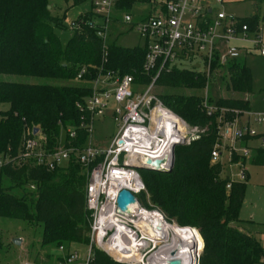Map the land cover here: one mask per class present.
Instances as JSON below:
<instances>
[{
  "label": "trees",
  "instance_id": "obj_1",
  "mask_svg": "<svg viewBox=\"0 0 264 264\" xmlns=\"http://www.w3.org/2000/svg\"><path fill=\"white\" fill-rule=\"evenodd\" d=\"M86 1L90 0L73 3ZM262 1L261 16L253 13L240 18L253 32L259 30L264 19ZM120 7L131 9L132 1ZM64 15H54L49 0H0V73L43 79L35 83L0 80V102L9 105L0 112L3 156L17 157L26 128L37 126L49 147L60 136L66 145L86 144L91 114L85 108L80 110L77 103L84 101L91 88L87 81H73L79 65L89 67L90 75L86 77L96 75L102 66L117 75L132 74L142 84L150 83L156 74V70L148 74L143 71L145 41L125 46L109 38L105 62L102 39L91 27L72 30L63 41L60 35L66 28ZM241 58L223 65L214 60L208 76L191 67L171 65L154 81L156 96L188 125L201 126L204 131L190 143L174 147L171 171L139 169L145 191L138 194V199L143 206L160 210L170 221L199 229L203 250L199 264H264L260 239L237 226L248 171L243 180H231L224 164L209 162L220 111L225 109L224 116L233 119L250 110L248 99L242 96L251 90L252 72ZM219 72H223L224 94L216 100L209 97V103L217 108L208 114L196 91L202 90L208 77ZM68 128L75 130V137L69 135ZM248 141L242 139L241 145ZM250 146L249 156L234 153L232 162L264 165V147L258 146L256 138ZM86 182L87 167L74 154L52 170L33 159L8 162L0 171V216L40 222L41 249L60 244L67 250L73 244L87 246L90 217L85 203ZM26 186L34 189L23 192ZM92 252L96 264H127L115 261L98 247H93Z\"/></svg>",
  "mask_w": 264,
  "mask_h": 264
},
{
  "label": "built area",
  "instance_id": "obj_2",
  "mask_svg": "<svg viewBox=\"0 0 264 264\" xmlns=\"http://www.w3.org/2000/svg\"><path fill=\"white\" fill-rule=\"evenodd\" d=\"M127 1H132L134 6L139 0H90L89 11L79 12L66 22L71 30L83 26L95 30L102 39V62L106 61L107 43L113 35L110 25L127 24L134 28L145 41L144 73L156 70L151 82L138 83L132 74L117 75L102 66L96 75L86 77L90 75L89 67L79 65L74 80L87 81L91 88L84 101L77 103L80 110L85 108L91 114L86 144L81 147L66 145L60 136L57 143L49 147L39 128H26L19 155L9 158L0 154V171L8 162H25L28 159L52 170L67 162L72 154L87 167L85 203L90 217L89 243L83 255L76 247L71 246L67 250L64 244H60L61 258H57V264H96L93 247L102 249L115 261L127 264H170L175 259L180 264H199L202 250L193 230L199 234L200 231L196 227L170 221L160 210L143 206L138 199V194L145 191L136 167L143 164L142 157L160 159L167 156L168 164L175 140L188 144L204 131L201 126L188 125L168 108L153 92L154 81L162 70L168 71L171 65L181 61L200 63L203 71L194 69L208 76L214 60L223 65L253 51L264 55L262 38L259 30L251 31L240 17L225 12L222 7L224 0H153L154 6L145 13L140 12L136 21L130 9L120 7ZM204 87L200 94L201 102L210 114L217 107L208 103L207 85ZM224 110L220 111L209 162L223 164L222 156L226 152L228 167H239L237 178H233L228 170L226 174L231 180H243L246 165L240 160L232 162V155L249 156L252 147L250 143L241 145L244 138L249 141L256 138L258 146L264 147L263 131L252 126V122L264 125V113L254 114L249 110L243 113L245 121H242L243 114L226 120L221 116ZM106 113L118 123V130L108 146L96 147L90 141L93 122L95 117ZM67 132L75 137V130L68 128ZM90 164H93L91 168ZM230 185L231 181L226 187ZM121 189L130 191L135 197V201L128 204V210H121L117 205ZM167 245L186 252L187 261L180 260L173 250L165 253ZM21 264L35 262L24 260Z\"/></svg>",
  "mask_w": 264,
  "mask_h": 264
},
{
  "label": "rangeland",
  "instance_id": "obj_3",
  "mask_svg": "<svg viewBox=\"0 0 264 264\" xmlns=\"http://www.w3.org/2000/svg\"><path fill=\"white\" fill-rule=\"evenodd\" d=\"M254 1L255 0H251L248 4L246 3V5H242L240 7L241 13H256L261 16L262 3L255 4ZM257 1L260 2V0ZM153 2V0H150V2L136 1V5L130 9L133 19L136 21L140 16V12L145 13L153 7ZM49 3L51 12L54 15L60 16L65 14L64 22L66 28L65 32H62L60 35L63 41L67 40L70 31H72L68 27L66 19H74L79 12H87L91 8L90 1L76 5H74L73 0H49ZM260 26H262L264 37V20L262 19L260 21ZM110 29L113 34L110 35V39L113 38L121 45L133 46L142 44V39L138 36L136 30L134 28L131 29L127 24H121L119 26L110 25ZM241 59L245 60L252 72V87L250 92H247L246 95L243 94V96L240 94V96L248 99L251 113H264V57H261L255 52L254 54H250L246 58L242 57ZM175 65L187 68L195 67L197 70L203 71V66L200 63L181 61L177 62ZM222 79L223 72L215 73L211 78L208 77L207 79L205 85H207L209 97L213 100L218 99L224 94ZM0 80L23 83L43 81L41 78L11 73H0ZM202 90L204 92L205 87H203ZM202 90L196 91V93L200 95ZM155 91L156 88L153 86V92L155 93ZM191 92L192 91L190 90H186V93ZM209 102L210 101L208 100V103ZM8 106V103L0 102V112L7 109ZM221 116L228 120L224 114ZM242 116L244 118H242V121H245L246 115L243 114ZM252 126L257 131H263L264 133V125L252 122ZM36 128H39V126ZM117 130L118 123L109 113L97 116L93 122V131L90 136V141L96 147H106L111 138L116 134ZM227 159V153L224 152L222 163L233 178H237L239 167L237 165H231L228 167ZM246 168L248 171V177L245 181L246 189L244 201L239 211L240 221L237 222V226L240 229L243 228L242 230L255 235L264 245V165H257L248 162L246 163ZM33 189L32 186H26L23 187L22 190L23 192H26L28 190L32 191ZM15 192L19 193L18 190H15ZM41 237L42 225L40 222H29L20 218L0 216V264H21L24 260H31L35 262V264H57V258L60 256L61 252L55 245H51L48 250L41 249ZM72 246L78 248L81 251V255L86 251L85 245L73 244ZM199 248H201V245ZM47 253L49 255L48 257L46 255Z\"/></svg>",
  "mask_w": 264,
  "mask_h": 264
},
{
  "label": "water",
  "instance_id": "obj_4",
  "mask_svg": "<svg viewBox=\"0 0 264 264\" xmlns=\"http://www.w3.org/2000/svg\"><path fill=\"white\" fill-rule=\"evenodd\" d=\"M37 130V128H35ZM178 144H183L182 141L175 140L172 144L171 147V158L169 163L167 164V156H164L160 159H151L148 156L142 157V165L136 166L138 169H147L155 172H164L167 173L171 171L172 166H173V161H174V147ZM135 201L134 195L126 190V189H121L118 193L117 196V205L121 210H128L127 206L129 203H132ZM19 240V239H18ZM170 264H180V261L178 259L170 261Z\"/></svg>",
  "mask_w": 264,
  "mask_h": 264
},
{
  "label": "crops",
  "instance_id": "obj_5",
  "mask_svg": "<svg viewBox=\"0 0 264 264\" xmlns=\"http://www.w3.org/2000/svg\"><path fill=\"white\" fill-rule=\"evenodd\" d=\"M248 2H251V0H224V3L222 5L223 9L225 10V12L229 13V14H233V15H236L237 17H245V16H248V15H251L252 13H241V10H240V7L242 5H246V3L248 4ZM255 4H258V3H262V11H263V1L260 0L257 1L255 0L254 1ZM264 20V19H263ZM262 26L259 25V33L261 35V38H262V43H263V46H264V37H263V33H262ZM255 51H253L252 53H245L244 55H242L241 57H244L246 58L248 55L250 54H254ZM258 53V52H257ZM261 57H264V55L258 53ZM253 222V221H251ZM243 229V228H242Z\"/></svg>",
  "mask_w": 264,
  "mask_h": 264
},
{
  "label": "bare ground",
  "instance_id": "obj_6",
  "mask_svg": "<svg viewBox=\"0 0 264 264\" xmlns=\"http://www.w3.org/2000/svg\"><path fill=\"white\" fill-rule=\"evenodd\" d=\"M194 231V233H196V235L198 236V246L200 247V234L198 233V231L197 230H193ZM165 248H166V250H165V253H168V252H170L171 250H173L174 251V253L176 254V255H178L179 256V258H180V260H184V262H186L187 261V258H188V255H187V253L186 252H184L183 250H174V248L173 249H171V247H169V245H167V246H165ZM187 250H189V246H187Z\"/></svg>",
  "mask_w": 264,
  "mask_h": 264
}]
</instances>
